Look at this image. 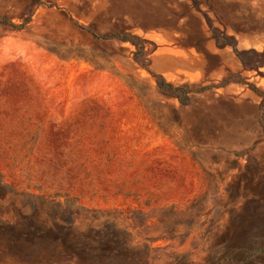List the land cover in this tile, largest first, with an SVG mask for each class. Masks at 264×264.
<instances>
[{
	"label": "rangeland",
	"instance_id": "1",
	"mask_svg": "<svg viewBox=\"0 0 264 264\" xmlns=\"http://www.w3.org/2000/svg\"><path fill=\"white\" fill-rule=\"evenodd\" d=\"M0 264H264V0H0Z\"/></svg>",
	"mask_w": 264,
	"mask_h": 264
},
{
	"label": "trees",
	"instance_id": "2",
	"mask_svg": "<svg viewBox=\"0 0 264 264\" xmlns=\"http://www.w3.org/2000/svg\"><path fill=\"white\" fill-rule=\"evenodd\" d=\"M153 76L156 77L157 79L156 80L157 87L161 89L163 92L177 98L182 104H184L187 101L188 99L187 94L189 93L187 92L188 85L184 84L175 87L173 84L166 82L162 77L155 75Z\"/></svg>",
	"mask_w": 264,
	"mask_h": 264
}]
</instances>
